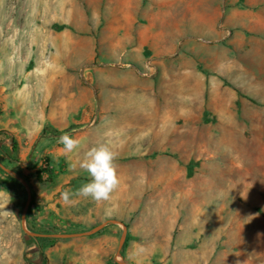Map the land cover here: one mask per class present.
Here are the masks:
<instances>
[{
  "label": "rangeland",
  "instance_id": "1",
  "mask_svg": "<svg viewBox=\"0 0 264 264\" xmlns=\"http://www.w3.org/2000/svg\"><path fill=\"white\" fill-rule=\"evenodd\" d=\"M0 131V264H264V0H0Z\"/></svg>",
  "mask_w": 264,
  "mask_h": 264
},
{
  "label": "clouds",
  "instance_id": "2",
  "mask_svg": "<svg viewBox=\"0 0 264 264\" xmlns=\"http://www.w3.org/2000/svg\"><path fill=\"white\" fill-rule=\"evenodd\" d=\"M58 142L63 145V151L72 153L79 146V141L70 138L67 134L61 135ZM116 153L106 144H100L88 150L82 159L70 164V168H79L87 173L89 181L81 185L75 192L64 191L61 199L67 206L74 203L73 196L91 199L95 202L107 201L111 193L118 186V177L115 172L114 160Z\"/></svg>",
  "mask_w": 264,
  "mask_h": 264
},
{
  "label": "crops",
  "instance_id": "3",
  "mask_svg": "<svg viewBox=\"0 0 264 264\" xmlns=\"http://www.w3.org/2000/svg\"><path fill=\"white\" fill-rule=\"evenodd\" d=\"M157 36V33L151 31L146 32L144 29L139 28L136 33L131 35L130 39V52L132 55H138L144 47L154 48V45L151 43L152 39ZM152 86L149 85L148 89H151Z\"/></svg>",
  "mask_w": 264,
  "mask_h": 264
},
{
  "label": "trees",
  "instance_id": "4",
  "mask_svg": "<svg viewBox=\"0 0 264 264\" xmlns=\"http://www.w3.org/2000/svg\"><path fill=\"white\" fill-rule=\"evenodd\" d=\"M0 132H1V131H0ZM12 146H13L12 150L15 151L14 141H13V145H12ZM16 160H17V159H16Z\"/></svg>",
  "mask_w": 264,
  "mask_h": 264
},
{
  "label": "water",
  "instance_id": "5",
  "mask_svg": "<svg viewBox=\"0 0 264 264\" xmlns=\"http://www.w3.org/2000/svg\"><path fill=\"white\" fill-rule=\"evenodd\" d=\"M54 236H68V235H59V234H55Z\"/></svg>",
  "mask_w": 264,
  "mask_h": 264
},
{
  "label": "built area",
  "instance_id": "6",
  "mask_svg": "<svg viewBox=\"0 0 264 264\" xmlns=\"http://www.w3.org/2000/svg\"><path fill=\"white\" fill-rule=\"evenodd\" d=\"M150 68H152L154 70V67L152 65H149Z\"/></svg>",
  "mask_w": 264,
  "mask_h": 264
}]
</instances>
